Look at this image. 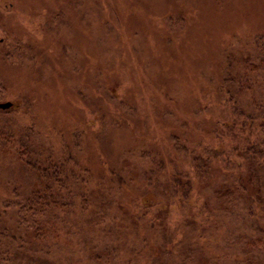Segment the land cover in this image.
<instances>
[{"label": "rangeland", "instance_id": "obj_1", "mask_svg": "<svg viewBox=\"0 0 264 264\" xmlns=\"http://www.w3.org/2000/svg\"><path fill=\"white\" fill-rule=\"evenodd\" d=\"M259 35L264 0H0V103H13L0 123L32 126L55 149L69 142L75 198L96 196L102 217L126 227L123 247L140 233L142 264H207L237 226L223 207L243 210V199L225 198L236 173L220 157L205 175L189 159L218 144L206 125L221 115L219 83L226 69H242ZM171 136L187 150L176 151ZM151 169L156 190L142 186ZM180 172L191 179L187 198ZM125 173L133 189L117 190ZM30 186L13 150L0 149V253L20 236L10 191Z\"/></svg>", "mask_w": 264, "mask_h": 264}, {"label": "trees", "instance_id": "obj_2", "mask_svg": "<svg viewBox=\"0 0 264 264\" xmlns=\"http://www.w3.org/2000/svg\"><path fill=\"white\" fill-rule=\"evenodd\" d=\"M166 36L165 32L164 40ZM217 99L221 115L206 126L209 136L220 140L211 152L206 149L204 156L194 155L189 162L195 171L205 175L214 158L220 157L224 169L236 173L222 186L225 198L236 193L242 197L244 207L243 210L223 207L224 215L231 216L229 219L233 218L237 226L226 231L219 254L204 256L205 262L224 264L233 258L232 264H264V35L252 39L237 74L228 69L224 71ZM9 109L0 110V114L8 113ZM128 109L135 110V107L128 106ZM205 109L208 110L205 106L202 111ZM3 121L0 149L13 150L19 170L31 180V186L28 191L17 187L10 191L6 205L14 212L20 236L13 252L7 248L0 253L1 264H142L146 261L140 260L137 254L140 233L139 236L137 233L138 239L133 236L123 247L118 243V236L126 227L113 225L110 218L102 217L103 206L96 196L83 192L75 198L78 179L68 166L73 162L69 142L58 149L50 143L42 145L36 137L39 131L32 126L15 131ZM71 136L73 139L74 135ZM170 139L176 151L187 150L178 136ZM157 170H143L141 185L156 190ZM182 174L177 175L175 182L187 187L184 195L187 198L191 179ZM131 181L127 174H120L117 190L123 189V185L133 189ZM143 216L139 215V222ZM88 225L90 232L87 233ZM86 238L90 241L86 242ZM178 264L193 263L179 259Z\"/></svg>", "mask_w": 264, "mask_h": 264}, {"label": "water", "instance_id": "obj_3", "mask_svg": "<svg viewBox=\"0 0 264 264\" xmlns=\"http://www.w3.org/2000/svg\"><path fill=\"white\" fill-rule=\"evenodd\" d=\"M12 102L6 101L3 103H0V110H8L9 108L12 107Z\"/></svg>", "mask_w": 264, "mask_h": 264}]
</instances>
